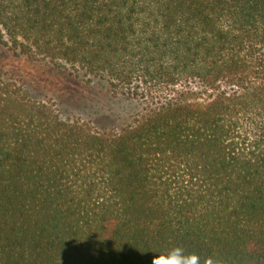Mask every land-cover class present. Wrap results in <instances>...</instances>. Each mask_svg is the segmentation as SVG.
<instances>
[{
  "label": "trees",
  "instance_id": "trees-1",
  "mask_svg": "<svg viewBox=\"0 0 264 264\" xmlns=\"http://www.w3.org/2000/svg\"><path fill=\"white\" fill-rule=\"evenodd\" d=\"M0 43L141 105L61 118L87 93L0 64V264H264V0H0Z\"/></svg>",
  "mask_w": 264,
  "mask_h": 264
},
{
  "label": "rangeland",
  "instance_id": "rangeland-1",
  "mask_svg": "<svg viewBox=\"0 0 264 264\" xmlns=\"http://www.w3.org/2000/svg\"><path fill=\"white\" fill-rule=\"evenodd\" d=\"M12 58L16 57L11 56L8 46L0 43V64L13 66L9 75L12 72L13 77H23L27 81L26 91L31 99L43 100L51 90L55 91L56 95L64 92L75 97L77 93H87L90 101L82 105L68 104L66 100L52 102L53 108L59 111L61 118L78 117L93 121L94 126L98 127L102 115L109 113L113 125L118 129L126 125L141 109V105L135 100L112 94L104 78L88 76L82 70L75 71L71 66H65L61 71L48 72L44 66L45 61L41 58L19 64L13 63ZM58 72H62L64 76ZM192 86L198 85L193 83Z\"/></svg>",
  "mask_w": 264,
  "mask_h": 264
},
{
  "label": "clouds",
  "instance_id": "clouds-1",
  "mask_svg": "<svg viewBox=\"0 0 264 264\" xmlns=\"http://www.w3.org/2000/svg\"><path fill=\"white\" fill-rule=\"evenodd\" d=\"M154 264H215L209 257L202 261V258L195 252H188L182 246H173L154 258Z\"/></svg>",
  "mask_w": 264,
  "mask_h": 264
}]
</instances>
